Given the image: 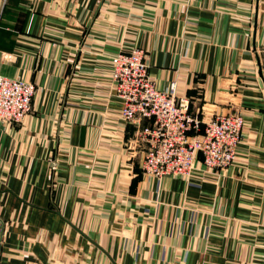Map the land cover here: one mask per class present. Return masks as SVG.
<instances>
[{"label": "crops", "instance_id": "crops-1", "mask_svg": "<svg viewBox=\"0 0 264 264\" xmlns=\"http://www.w3.org/2000/svg\"><path fill=\"white\" fill-rule=\"evenodd\" d=\"M263 43L264 0H0V74L36 88L0 123V264H264ZM132 47L202 121L243 115L229 166L142 171L111 80Z\"/></svg>", "mask_w": 264, "mask_h": 264}, {"label": "built area", "instance_id": "built-area-1", "mask_svg": "<svg viewBox=\"0 0 264 264\" xmlns=\"http://www.w3.org/2000/svg\"><path fill=\"white\" fill-rule=\"evenodd\" d=\"M260 52L264 67V43ZM148 68L138 47L111 57L119 115L139 126L137 140L145 145L142 171L157 178L190 177L197 159L207 172L229 166L241 141L243 115L220 113L204 122L191 110L190 99L177 94L174 83L165 90L155 87ZM35 91L32 82L0 74V123H20L31 110Z\"/></svg>", "mask_w": 264, "mask_h": 264}, {"label": "rangeland", "instance_id": "rangeland-1", "mask_svg": "<svg viewBox=\"0 0 264 264\" xmlns=\"http://www.w3.org/2000/svg\"><path fill=\"white\" fill-rule=\"evenodd\" d=\"M115 53H116V52H115ZM115 53H114V54H115ZM114 54H113V55H114ZM148 66H149V65H148ZM12 78H13V77H12ZM24 117H25V116H24ZM22 120H23V119H22ZM194 166H195V163H194Z\"/></svg>", "mask_w": 264, "mask_h": 264}]
</instances>
